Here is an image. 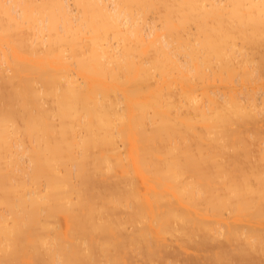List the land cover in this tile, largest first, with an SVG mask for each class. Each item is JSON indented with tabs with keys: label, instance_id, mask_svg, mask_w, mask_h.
I'll list each match as a JSON object with an SVG mask.
<instances>
[{
	"label": "bare ground",
	"instance_id": "1",
	"mask_svg": "<svg viewBox=\"0 0 264 264\" xmlns=\"http://www.w3.org/2000/svg\"><path fill=\"white\" fill-rule=\"evenodd\" d=\"M0 264H264V0H0Z\"/></svg>",
	"mask_w": 264,
	"mask_h": 264
}]
</instances>
